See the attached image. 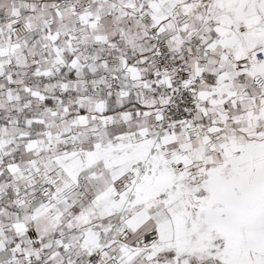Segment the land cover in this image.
Listing matches in <instances>:
<instances>
[{"label":"snow or ice","instance_id":"obj_1","mask_svg":"<svg viewBox=\"0 0 264 264\" xmlns=\"http://www.w3.org/2000/svg\"><path fill=\"white\" fill-rule=\"evenodd\" d=\"M0 264H264V0H0Z\"/></svg>","mask_w":264,"mask_h":264}]
</instances>
